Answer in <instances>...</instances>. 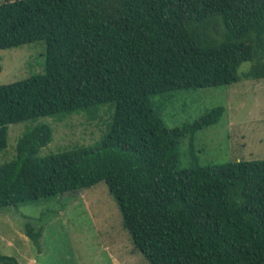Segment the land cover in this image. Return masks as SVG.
Here are the masks:
<instances>
[{
  "label": "trees",
  "instance_id": "trees-1",
  "mask_svg": "<svg viewBox=\"0 0 264 264\" xmlns=\"http://www.w3.org/2000/svg\"><path fill=\"white\" fill-rule=\"evenodd\" d=\"M41 39L44 72L0 85V151L10 123L106 102L113 120L93 146L44 156L51 126L27 128L0 162V208L103 180L151 264H264V159L179 168L181 139L225 107L169 127V99H152L263 78L264 0H0V48Z\"/></svg>",
  "mask_w": 264,
  "mask_h": 264
},
{
  "label": "rangeland",
  "instance_id": "rangeland-1",
  "mask_svg": "<svg viewBox=\"0 0 264 264\" xmlns=\"http://www.w3.org/2000/svg\"><path fill=\"white\" fill-rule=\"evenodd\" d=\"M46 43L35 40L0 48V85L45 69ZM243 61L238 74L249 68ZM169 99L161 115L167 126L192 122L210 108L224 105L218 122L184 136L179 144V168L233 160L264 159V77L240 78L230 84L180 89L152 99ZM114 102L99 103L71 113L39 116L8 124L7 145L0 162L11 160L16 141L37 123L52 128L51 140L38 156L75 146H93L109 130ZM41 227L34 242L24 229ZM0 253L21 264H151L124 226L114 194L105 181L63 195L41 197L0 208Z\"/></svg>",
  "mask_w": 264,
  "mask_h": 264
}]
</instances>
